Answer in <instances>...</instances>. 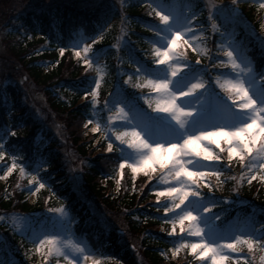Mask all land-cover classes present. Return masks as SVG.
<instances>
[{"label":"trees","instance_id":"obj_1","mask_svg":"<svg viewBox=\"0 0 264 264\" xmlns=\"http://www.w3.org/2000/svg\"><path fill=\"white\" fill-rule=\"evenodd\" d=\"M83 1L9 0V3L4 1L2 4L4 7L1 9V16H4V13L11 14L18 8L16 5L22 6L27 2L30 4L25 10L14 13L6 22V25L14 31L11 35L8 33V38H17L20 41L13 48L14 54L17 55V59L32 81L41 88L49 109L64 121L69 142L84 166L81 173L76 174L75 177L83 191L79 193L70 181L68 168L60 161L62 157L59 152L60 145L56 138L51 139V130L40 125L39 121L27 112L26 107L21 104L22 98L18 88L11 84L0 85V129H12L16 133L14 136H9L10 131L8 133L5 144L6 164H0V174L7 164H10L13 154L17 155L18 164H25L28 159L31 163L32 157L43 152V159L49 168L48 172L38 174L46 187L36 193V200L33 203L28 200L31 192L17 185L18 174L10 176L7 185L0 183V216L5 217L0 220V260L5 264L10 262L34 264L36 261V258L30 257L33 245L27 237L19 234L23 230L13 224L14 215L29 219L32 223L39 220L50 221L51 218H55V210L64 207L70 215L79 219L75 225V232L84 237L89 247L92 245L95 249H100L107 262L118 260L123 264H137L135 252L128 245L129 241H122L115 226L102 223L93 213L92 208L89 207L93 201L108 212L109 220L113 219V214L120 219V224L127 228L133 241L137 243L140 254L149 264H178L171 261L170 249L174 240L166 237L170 224L164 222L166 216L162 214L163 206L153 200L155 182L151 181L144 185L129 175L121 181L119 189L115 190V179L119 170L117 147L121 145L114 144L113 152L106 155L98 154L99 149L106 150L107 141L103 138L97 139L96 135L84 134L83 129L86 127L83 125L89 119L99 120L103 124L104 118L101 105L93 115L89 95L83 102H79L82 96L91 93L93 81L87 74L86 65H83L80 59L74 60L70 56L72 37L76 33L86 32L91 36L93 29H103L112 16L119 17L125 14L127 43L117 42L119 31L116 29V24H113L104 34L102 41L95 44V48L105 57L99 92L101 103L110 99L109 95L117 78V66H123L121 69L130 73L126 75L132 76V80L128 81L129 91L125 89L130 96L136 98L134 94L140 91L146 92L147 87L139 89L132 85L142 84L145 78L144 75L138 77L136 69L141 65H151L155 60L153 36L157 35L153 30L152 19H154L156 3L148 0H131L126 8L124 5H119V0L114 2L87 0L98 1L97 7L87 6ZM192 2L194 4V1ZM194 8L196 11L200 8L203 10L199 4L194 5ZM241 10L248 19L258 25L254 19L255 7L249 2H244ZM202 12L198 18L200 22L205 18V13ZM59 48L65 49L62 57L59 56ZM255 52L259 54L260 51L255 49ZM189 57L196 59L193 54ZM261 60L258 61V67L261 63L264 64V59ZM45 65L52 66V69L45 72L43 70ZM137 102L147 112L151 109L142 101ZM78 122L81 123L78 127L80 133L73 134L69 130ZM21 124L22 127L19 126ZM225 164L227 162L223 160L219 165ZM25 166L28 171H32L29 165ZM239 167L236 163L228 165V170L225 171L222 179L212 184L211 191L217 198L212 210L220 217V222H225L231 218L236 209L238 214H243V218L251 216L252 224H261L264 230L263 183L253 181L249 184L247 179L239 180L242 170V167ZM235 176L236 178L233 179L232 177ZM103 179L106 180L105 185L102 183ZM19 181L21 182V179ZM208 189L204 187L201 193L208 195ZM226 200L231 203L229 212H223L225 209L223 210L222 207ZM235 202L240 204L232 206ZM117 223L114 224L117 226ZM161 227L164 232L159 231ZM242 252L248 254V257L244 261H239V264H262L257 251L249 254L248 249L243 246ZM193 258L185 252L181 264H203L201 261H194ZM53 260L54 257H49L48 263Z\"/></svg>","mask_w":264,"mask_h":264},{"label":"snow or ice","instance_id":"obj_2","mask_svg":"<svg viewBox=\"0 0 264 264\" xmlns=\"http://www.w3.org/2000/svg\"><path fill=\"white\" fill-rule=\"evenodd\" d=\"M232 3L235 4L236 0H232ZM260 7L264 8V2L260 3ZM232 13V18L238 14L235 8L232 9ZM156 15L160 17L164 27L157 26L153 29L160 37L159 41L154 42L153 55L156 58L153 63L163 67L152 68L141 65L136 69V75L138 77L144 75L145 83H137L133 86L149 87L155 95L141 98L149 108H152L155 101L153 111L168 115L166 117L152 115L141 108L135 98L129 99L123 91L117 89L111 103L117 109L118 115L109 114L104 124L96 120L95 127L91 130L94 133L103 134L107 141L106 151L108 152L113 151L112 137H115L120 145L126 144L129 149H132V152H128L122 146L117 147L121 176L125 167L131 169L134 174L144 173L149 180L152 179L150 172L157 171V168L165 170L160 177L162 184L157 183L155 189L158 201L162 196L167 197L163 204L164 212L172 213L171 218L166 217L164 222L171 225L170 234L176 232L177 225H179L180 233H186L173 242V255L179 254L181 249H188L197 259L205 261V264L209 261L210 264H227L230 260L243 258L231 255V253L240 252V245H246L249 254L264 251V231H258L254 226H249L248 231L241 228H229L227 231L230 234H226L214 222L220 219L218 215L204 216L202 213H207L209 207L215 205L211 202L205 203L199 191V185L204 177L211 175L219 180L228 170L233 157L239 158L242 168L248 174L249 184L257 176L264 181V172H262L264 170V86L257 85L258 74L253 70L252 61L238 51L230 39L226 45H220L227 59L212 58L215 59L212 67L230 68L231 71L206 81L204 74L208 71L207 67L198 68L196 65L199 64V60L193 64L186 58V49L182 46L178 49V42L183 40L184 45L197 55L208 54L207 49L202 47L203 41L197 44L190 42L198 41L203 36V31L197 33L193 28V22L198 13L192 11L190 16L180 19L174 18L171 13L164 14V10L161 9L156 12ZM208 19L212 22L213 30L218 29L219 25L215 23L211 12ZM229 19L225 17V20ZM170 20L173 22L169 23ZM228 35L221 34L222 38ZM261 47L264 48V38H261ZM90 50L91 45L85 43L83 53L87 54ZM64 51L65 49H60L61 54ZM74 51L77 57L81 56V51L75 50V47ZM102 54L100 51L94 53L97 60ZM83 63L89 68L93 66L92 58L87 56L83 59ZM183 69L187 71H182ZM96 71L98 76L93 78L91 91L93 105L98 103V89L103 78V69L97 66ZM259 75L264 80V72ZM131 80L130 75L128 81ZM213 82L227 95L221 96L216 92ZM181 97L183 99H180ZM115 119L124 121L121 125L123 130L115 127L113 124ZM87 123L92 124L93 120L89 119ZM9 131L7 128L0 129V160L7 155L5 144ZM10 134L14 136L16 133L12 131ZM257 140L261 141L259 146H257ZM212 145L219 150V153L227 154V164L209 166L202 163L201 159H197L198 157L211 161L224 159L213 151ZM246 156L247 163H245ZM17 160V155L13 154L11 164L6 166L0 179H6L14 170L19 169L20 177L27 176L29 185L35 182L36 192L46 187L38 175L43 167L42 163L37 164L33 171H28L26 166L23 163L18 164ZM232 178L235 179V177ZM244 179L245 173L241 172L240 180ZM208 187L211 190L212 185L209 183ZM32 190V188L28 189V191ZM185 201H187L186 204ZM181 205L184 207L181 208ZM56 211L62 215L65 214L63 207ZM3 219L5 217L0 216V220ZM20 219L14 215L13 224L18 225ZM185 221L189 222L187 229ZM201 223L204 224V228L200 227ZM19 234L33 243L35 251L40 253L45 261H48L49 257H56L55 264H61L58 258L63 257L66 264H87L91 258L92 264H101V260L95 258L92 249L87 245L73 240H64L60 232L30 234L27 230H23ZM188 237L198 239L190 241ZM260 259L264 260V256ZM0 264L5 262L0 260Z\"/></svg>","mask_w":264,"mask_h":264},{"label":"rangeland","instance_id":"obj_3","mask_svg":"<svg viewBox=\"0 0 264 264\" xmlns=\"http://www.w3.org/2000/svg\"><path fill=\"white\" fill-rule=\"evenodd\" d=\"M4 1H8V3H9V0H0V2H1L0 3V12H1V9L4 7L2 5L4 3ZM51 1H55V0H51ZM112 1L114 2L116 0H112ZM240 1L241 0H236V3L233 4L232 0H203L204 4L206 6L207 12H208V16H209V13L211 12L215 21H217V25H219L218 29L215 31L217 33L221 31V27H220L221 23H223V25L228 24L230 30L228 32L227 31L223 32V33L229 34L227 37L222 38V36H220L221 35L220 34V35H218V40L213 43L212 41H210V36L206 32V30H200V28H198L196 25L193 24L194 31L197 33H199L200 31H203V36H201L200 40H198V41H190V42L197 44V43H200V41H203L202 47L207 49L208 54L207 55H203V54L197 55L196 53L192 52V50L190 48H187V46L184 45L183 40L178 42V49L181 46L184 47L186 49V58L190 62H192L193 64H195L196 61L198 60V58L200 57L199 64L196 65L198 68H204L205 67V65H202L200 63V61H202L201 57L209 59L211 61L212 65L215 64V59H212L214 57H219V58L221 57V58L227 59V57L224 56L223 49L220 47V45L221 44L226 45L228 43V40L230 39L233 41V46L236 47L238 49V51L244 53L252 61L253 70L257 73L256 69L254 68V62L250 58V56L248 55V51L251 48V44L261 46V38L264 37V20L260 23V27L258 28L259 31L256 32V30L252 27V24L250 22H247L244 19L242 13L239 11ZM254 1L259 6L260 10L263 11L264 8L260 7V3L264 2V0H254ZM83 2L85 5H87V6L89 5L90 7H92V6L97 7L99 5L98 1L90 2V1L84 0ZM28 4L29 3L27 2V3L23 4L22 6L16 5V6H18V8L15 9V11H13L11 14H8V13L5 14L4 13V16L0 15V82H2L3 84H5V83L6 84H9V83L17 84V81H19L22 76H25L24 67L22 66V63L17 59L18 58L17 55H15L13 52V48L16 47V45L19 44L20 41H18L17 38H14V39L8 38V32L10 31V26L6 25V22L8 21V19L11 18V16L14 15V13H16L18 11L25 10L26 6H30V4L29 5ZM172 5H173L172 9L168 13H171L174 18L183 19L185 17V15H183L184 14L183 10L186 12V14L188 13V8L183 7L182 9H180L178 4H176V3L175 4L173 3ZM233 8H235L237 10V13H238L234 18H232L233 17V13H232ZM226 16L229 17L230 19L224 20L222 22L221 19H225ZM172 22L173 21H171V20L169 21V23H172ZM185 39H187V37H185ZM85 43H87L89 45L92 44L91 41H87ZM214 48H216V49H214ZM212 49H214V51ZM79 51H81V53H82L81 56L77 57L75 55V51H74L71 54L72 59L80 58L83 61L85 56H87V57L92 58V60H93V57L91 56L92 50H90L87 54H84L83 53V46H82ZM191 54L196 56L195 61H194V59H191L189 57V55H191ZM60 55L62 56L63 54H61V52H60ZM82 64H84V63L82 62ZM99 64L101 65L102 61H100ZM44 71L47 72V69H45ZM182 71H187V69H183ZM230 71H231L230 68H223L222 67L221 69H219L215 73L217 76V75H221L225 72H230ZM87 74H90V72H87ZM257 74L258 75H257L256 83L258 86H263L264 80L261 79L259 73H257ZM232 75H235V73H232ZM204 79L206 81H208V79L205 77V74H204ZM26 81H28L26 84H24V83L18 84L22 88V94L24 96V102H25V104H28L29 109H32L33 114H35L38 119L40 118V120H39L40 125L42 124L43 127H46L45 123L48 124L47 127L51 130L50 132L52 133V135L54 137H56V139L58 140V143L60 145V149H59L60 151L59 152L62 156L60 161L68 168V172L70 173V177H71L70 181H72L73 187L79 193H82L83 191H82V189H80V187L78 185V183H80V182L75 177H76V174H80L81 171L83 170V166H84L83 164L84 163L79 161V158H77V156L74 153V149L71 146V144L69 142V138L67 136L68 134L66 135V131L64 129V121L61 118H58L57 114L53 110L51 111L49 109L48 101H47V99H45L44 94L42 95L41 88L38 85H36L34 83V81L32 82V80H29L28 77H27ZM214 89L216 92L220 93L221 96L227 95L223 91V89H221L216 84L214 85ZM249 94H251V92ZM152 95L154 96L155 94L153 93ZM180 99H183V98L181 97ZM178 102H179V100H178ZM228 103L231 104L232 101H228ZM47 106H48V108H47ZM153 107L155 108V101H153ZM154 113L156 115H160V116H164V117H166L168 115L167 113H157V112H154ZM95 122H96V120H93V123L89 124L88 128L83 129L84 134L88 135V136L96 135L97 139H101L102 133H94L91 130L93 127H95ZM173 123H174V121H173ZM80 124L81 123L78 122L76 125H73L69 131L73 132V134L80 133L78 130V127L80 126ZM86 125H88V123H86ZM83 127H85V125H83ZM260 142H261L260 140H257V142H256L257 146H259ZM122 146L126 147L127 145L125 144ZM212 148H213V151L215 153L220 154L222 157H224V159H222L220 161L203 160L202 158H199V157L197 159H201L202 163L207 164L209 166H215V165L221 164L223 162V160L227 162V154L226 153H219V150L216 149L214 145H212ZM131 151H132V149H131ZM254 151H255V149H254ZM97 153L106 155L108 152L106 150L103 151L102 149H100L97 151ZM247 162H248V157L246 156L245 157V163H247ZM232 163L233 164L236 163L237 165H239L240 166L239 168L242 167L240 162H239L238 157H233L231 164ZM241 169H242L241 172L245 173V179H248V174L245 171V169H243V168H241ZM163 171H165V170H161V169L157 168V171L150 172L149 175L152 176V179L149 180L148 177L144 175V173L140 172V173L134 174V173H132L131 169H129L128 167H125L123 169L122 176L120 175V173L118 171L117 180H116V184L114 186L115 187L114 189L115 190L118 189L119 183L121 181H123L124 178L129 177V175H132V177L137 179V182L143 183L144 185H147L151 181L155 182V185H157V183L162 184L160 177H161ZM262 172H264V170H262ZM13 175L14 176L17 175V173H15V170L6 179H0V183L7 185L8 178L10 176H13ZM235 178H236V176H235ZM221 179H222V177L219 178V180H221ZM219 180L215 176H211V175L205 176L203 181L199 185V191L200 192L203 191L204 187L209 188L208 187L209 183L212 185L213 183H216ZM239 180H240V177H239ZM255 180L261 181L259 179V176H257V178ZM117 181H119V183H117ZM253 181L254 180H252V182ZM261 182H263L262 188L264 189V181H261ZM102 183H105V181H103ZM21 184L23 185L24 182L22 183L18 179L17 185L21 186ZM211 192L212 191L210 189H208V193H211ZM153 194H154V198H153L154 202L165 203V201L167 200V197L162 196V197H160V199L158 201L157 197H156V192H154ZM203 195L204 194L201 193V198L203 199V201L205 203H208L207 201L204 200ZM189 199H191V197H189ZM35 200H36V195L32 194L29 198V201L31 203H33ZM186 203H187V201H185V204ZM91 204H92V207H94V209L96 211L99 208L100 209V210H98L99 216H103V218L106 221H108V219H107L108 215H106L108 212L104 209H101V207H99L98 204H96L93 201H91ZM183 207H184V205H181V208H183ZM210 209L211 208H209V211L207 213H202V214L206 217H208V216L214 217V215L211 214L212 212ZM176 211H179V209H176ZM163 213H164V215L165 214L169 215L171 218V215H172L171 212H169V213L163 212ZM194 214H196V213H194ZM112 216H113V219L110 220L112 223L111 226L112 227L115 226L117 228V230L120 231V236H121L122 241H124V242H126L127 240L129 241V244H128L129 247H131L135 251V253H137L136 256H137V259L139 261V264H149L140 254L139 249L137 247V243L135 241H133V238L131 237V234L129 233L127 228H125L124 226L122 227V225L119 222V220H120L119 218H116L114 216V214ZM68 218H69L68 214H64L63 216H61V221L59 222L60 225H57V226L51 227V228H43L42 230H32V233H35V234H40V233L56 234L57 232H60L62 235V238L64 240L75 241L74 238H72V236H71L72 235L71 231L73 230V227H72V223L70 224ZM116 222H118L117 226L114 224ZM214 222L217 226L220 227V225L217 223V220H215ZM21 223H22V219H20V221H19V224H21ZM188 223H189L188 221H185L186 229H187ZM73 224H74V222H73ZM245 224L247 225V223H245ZM200 227L204 228V224L201 223ZM223 227H224V225H223ZM220 229L225 231L226 234H230L227 231L229 229L227 224L225 225L224 229H222L221 227H220ZM206 230L207 229H205V231ZM160 231L163 232L165 230L162 229ZM170 233H171V226L167 232V236L169 238H176V240H177V238L179 236L186 235V233H180L179 225H177L175 233H172V234H170ZM129 238H132V240L131 239L129 240ZM188 239L191 241V240H196L198 238L188 237ZM172 249L170 250L171 261H174L175 263L181 264L183 262L185 252L190 256H194V260H196V261L200 260V259H197L196 256L194 254H192L188 249H181V251L177 255H173ZM227 251L230 252V250H227ZM92 252H93L96 259L101 260V264H104L106 262L105 260H103L104 258H102V256H100V253L98 251H92ZM231 255L233 257H240L239 252L238 253H231ZM31 256L33 258H36L35 264H45V263L48 264L49 260L45 261L43 259V256L40 253L35 251V246H34V249L31 250ZM62 258L63 257H59L58 259H62ZM55 259H57V258L54 257L52 264H55ZM200 261H202V260H200ZM203 262H205V261H203ZM61 264H64V262H61ZM87 264H92L91 258L87 261ZM208 264H210V261L208 262ZM227 264H238V263H237L236 259H234V260L228 261ZM263 264H264V262H263Z\"/></svg>","mask_w":264,"mask_h":264}]
</instances>
